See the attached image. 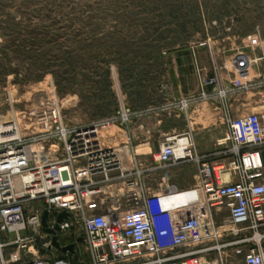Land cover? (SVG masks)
<instances>
[{
  "label": "built area",
  "instance_id": "1",
  "mask_svg": "<svg viewBox=\"0 0 264 264\" xmlns=\"http://www.w3.org/2000/svg\"><path fill=\"white\" fill-rule=\"evenodd\" d=\"M232 68L221 89L216 75L198 70L199 91L184 101L261 96L259 111L228 113L219 145L230 144L219 153H199L191 132L167 135L151 168L137 155L128 167L117 148L102 145L103 123L68 124L56 97L25 114V129L18 119L0 123V264H264V48L256 59L236 53ZM134 115L124 107L119 120L128 125ZM185 163L198 166L195 187H169L168 205L147 195L146 172L168 184ZM46 211L47 229L69 215L56 234L45 230ZM55 235L75 251L56 248Z\"/></svg>",
  "mask_w": 264,
  "mask_h": 264
},
{
  "label": "rangeland",
  "instance_id": "2",
  "mask_svg": "<svg viewBox=\"0 0 264 264\" xmlns=\"http://www.w3.org/2000/svg\"><path fill=\"white\" fill-rule=\"evenodd\" d=\"M263 48L264 0H0V123L18 119L25 129V114L56 97L68 124L103 123L102 143L132 167L143 151L154 162L158 138L172 132L166 121L184 125L191 115L193 130L168 135L191 132L199 153H219L230 144L219 145L228 113H249L245 104L261 106V96H214L189 108L184 101L199 91L198 70L216 75L221 89L234 77L236 53L256 59ZM124 107L147 117L152 151L129 145ZM178 168L189 186L171 190L190 191L197 164ZM159 195L170 204L171 191Z\"/></svg>",
  "mask_w": 264,
  "mask_h": 264
},
{
  "label": "crops",
  "instance_id": "3",
  "mask_svg": "<svg viewBox=\"0 0 264 264\" xmlns=\"http://www.w3.org/2000/svg\"><path fill=\"white\" fill-rule=\"evenodd\" d=\"M246 108L248 111L250 112H256L259 111L262 108L261 106H256L254 102H250V103H246ZM135 115L133 116L131 122L128 124L127 126V137H128V142L129 145H132L135 148H143L148 149V147L150 148V150H153V146L156 145V142H153V140L148 137V135H146V133L144 132V129L146 128V123H148L147 117L144 115L143 111H134ZM180 115H176V117H178ZM161 122V121H159ZM178 122V121H177ZM169 123V121L165 122L164 128L163 129H170L172 132H166L162 135V137L158 138L157 143L160 149V145L161 142L163 141V139L165 138V136H167L170 133L176 132L178 130H183L184 126L190 129H194V124L195 122L192 120V116L190 115L188 123L187 124H180L176 123V121H172V123L170 125H167ZM159 149L157 150V152L159 151ZM150 151V152H151ZM139 152V151H138ZM136 154H138L136 152ZM139 154H143L144 157H140L141 160L144 161V168H151L154 165V162H150L148 160L147 156L148 154H150L148 151H143L142 153L139 152ZM180 170L178 167H175L172 171V181L170 183H164L163 179H162V175L161 173L158 172H153V171H148L145 173V175L143 176V185L146 187L147 189V195L151 196L154 194H161L162 191H167L169 189V187L174 188L176 186L178 187H187L189 186V183L185 182V179H182L180 176Z\"/></svg>",
  "mask_w": 264,
  "mask_h": 264
},
{
  "label": "water",
  "instance_id": "4",
  "mask_svg": "<svg viewBox=\"0 0 264 264\" xmlns=\"http://www.w3.org/2000/svg\"><path fill=\"white\" fill-rule=\"evenodd\" d=\"M68 213L67 212H62L59 216H58V224L56 225V228L55 229H47V219L49 217V212L46 211L45 212V215H44V220H43V224L45 226V230L49 233H53V234H56V230H59L60 229V226L59 224L66 218H68ZM81 240V239H80ZM53 245L58 248L60 251L62 252H67V251H71V252H74L75 251V247H76V244L73 243V244H70L68 246H65V247H62L61 244L59 243L58 241V237L55 235L54 236V239H53Z\"/></svg>",
  "mask_w": 264,
  "mask_h": 264
},
{
  "label": "bare ground",
  "instance_id": "5",
  "mask_svg": "<svg viewBox=\"0 0 264 264\" xmlns=\"http://www.w3.org/2000/svg\"><path fill=\"white\" fill-rule=\"evenodd\" d=\"M4 123H8V122H4ZM99 137H100V141L102 142V134H101V135L99 134ZM102 145H103L104 147H108V146H105L103 143H102ZM177 152H178V153H181V149L179 148V149L177 150Z\"/></svg>",
  "mask_w": 264,
  "mask_h": 264
}]
</instances>
